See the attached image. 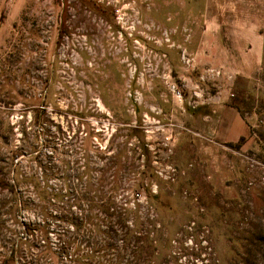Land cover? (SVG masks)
<instances>
[{"label": "rangeland", "instance_id": "374dc122", "mask_svg": "<svg viewBox=\"0 0 264 264\" xmlns=\"http://www.w3.org/2000/svg\"><path fill=\"white\" fill-rule=\"evenodd\" d=\"M205 8L0 0V264H264V54L230 89L249 136L196 132L232 81L183 58Z\"/></svg>", "mask_w": 264, "mask_h": 264}, {"label": "crops", "instance_id": "0c3cea01", "mask_svg": "<svg viewBox=\"0 0 264 264\" xmlns=\"http://www.w3.org/2000/svg\"><path fill=\"white\" fill-rule=\"evenodd\" d=\"M255 1L206 0L202 17L209 21V25L202 30L199 42L191 45L190 59L194 63L207 62L228 67L226 72L230 73L232 81L207 95L204 101L192 105L197 110L199 122L194 129L201 135L234 142L250 134L245 117L231 102L233 93L230 89L238 76L255 75L263 60L264 31L254 20L244 21L245 18H254L248 6ZM221 18L228 19L229 25H223L226 21Z\"/></svg>", "mask_w": 264, "mask_h": 264}, {"label": "built area", "instance_id": "2783aa9c", "mask_svg": "<svg viewBox=\"0 0 264 264\" xmlns=\"http://www.w3.org/2000/svg\"><path fill=\"white\" fill-rule=\"evenodd\" d=\"M183 58L187 61V62H190L191 61V59L190 58H188L187 56H184L183 55ZM208 71H210L212 74H216V75H220L221 74V70H215V69H209ZM173 88H174V91L177 93V95L179 96V97H181L182 96V92H181V90L180 89H178V88H176V86L174 85L173 86ZM197 94V93H196ZM136 196H137V199L138 200H140V198L142 197V195H141V193H139V192H137L136 194H135Z\"/></svg>", "mask_w": 264, "mask_h": 264}, {"label": "trees", "instance_id": "16d2710c", "mask_svg": "<svg viewBox=\"0 0 264 264\" xmlns=\"http://www.w3.org/2000/svg\"><path fill=\"white\" fill-rule=\"evenodd\" d=\"M233 104V103H232ZM233 106L236 108V109H238L239 110V108H238V106L236 105V104H233ZM244 139V137H241L240 138V140H243ZM137 193V192H136Z\"/></svg>", "mask_w": 264, "mask_h": 264}]
</instances>
